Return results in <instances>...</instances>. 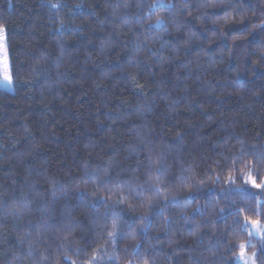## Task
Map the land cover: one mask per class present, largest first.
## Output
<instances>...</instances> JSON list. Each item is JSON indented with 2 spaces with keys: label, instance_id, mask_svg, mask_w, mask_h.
<instances>
[{
  "label": "trees",
  "instance_id": "1",
  "mask_svg": "<svg viewBox=\"0 0 264 264\" xmlns=\"http://www.w3.org/2000/svg\"><path fill=\"white\" fill-rule=\"evenodd\" d=\"M249 176L264 0H0V264H264Z\"/></svg>",
  "mask_w": 264,
  "mask_h": 264
},
{
  "label": "snow or ice",
  "instance_id": "2",
  "mask_svg": "<svg viewBox=\"0 0 264 264\" xmlns=\"http://www.w3.org/2000/svg\"><path fill=\"white\" fill-rule=\"evenodd\" d=\"M4 79H5V80H10V76H9V74H8V70H7V68H5ZM218 178H219V177H217V179H218ZM249 179H250L251 183H252L255 187H257V188L264 187V184H257V183L255 182V179L252 178L251 176H249ZM228 180H229V182H231V183H234V182H235L234 178L231 177V176L228 177ZM246 219H247V218H246ZM251 223H252V225H253L255 231H257V232H260V231H261V224H260L258 221L253 220V221H251ZM240 247H241V249L243 250V249L245 248V245H244V244H241ZM241 255L243 256L244 253L242 252ZM254 256H255V254H253V257H254ZM253 264H254V261H253Z\"/></svg>",
  "mask_w": 264,
  "mask_h": 264
},
{
  "label": "rangeland",
  "instance_id": "3",
  "mask_svg": "<svg viewBox=\"0 0 264 264\" xmlns=\"http://www.w3.org/2000/svg\"><path fill=\"white\" fill-rule=\"evenodd\" d=\"M242 261L245 263V264H253V259L252 258H248V257H244L242 259ZM255 264V263H254Z\"/></svg>",
  "mask_w": 264,
  "mask_h": 264
}]
</instances>
